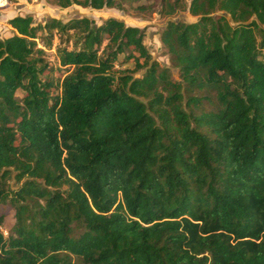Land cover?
Segmentation results:
<instances>
[{
    "label": "trees",
    "instance_id": "obj_1",
    "mask_svg": "<svg viewBox=\"0 0 264 264\" xmlns=\"http://www.w3.org/2000/svg\"><path fill=\"white\" fill-rule=\"evenodd\" d=\"M188 10L160 35L178 77L120 20H8L0 264H264V0Z\"/></svg>",
    "mask_w": 264,
    "mask_h": 264
},
{
    "label": "rangeland",
    "instance_id": "obj_2",
    "mask_svg": "<svg viewBox=\"0 0 264 264\" xmlns=\"http://www.w3.org/2000/svg\"><path fill=\"white\" fill-rule=\"evenodd\" d=\"M190 0H111L110 6L100 9L92 8L88 4H70L62 7L58 0H7L4 7L0 8V39H4L14 33L8 20L16 15H30L34 24H44L50 18L66 22L73 18L86 17L95 25H100L108 19L114 18L127 26H135L144 31L143 44L151 54V60H156L161 67L169 68L170 73L178 77V71L172 67L170 56L166 46L161 42L160 35L169 20L174 22L193 23L199 20V16L190 14L188 7ZM173 9H172V7ZM222 13V12H218ZM54 44L57 39H54ZM50 60H54V49L50 50ZM123 55L116 62V69L127 68L132 70V62L121 64ZM145 69L132 71L133 77H141ZM20 96V92L17 93ZM210 105L204 102L201 108L209 109ZM9 183L13 186V180ZM0 215L4 220L1 231L4 236L14 223V210L8 205H0Z\"/></svg>",
    "mask_w": 264,
    "mask_h": 264
},
{
    "label": "built area",
    "instance_id": "obj_3",
    "mask_svg": "<svg viewBox=\"0 0 264 264\" xmlns=\"http://www.w3.org/2000/svg\"><path fill=\"white\" fill-rule=\"evenodd\" d=\"M7 3V0H0V8L4 7Z\"/></svg>",
    "mask_w": 264,
    "mask_h": 264
}]
</instances>
